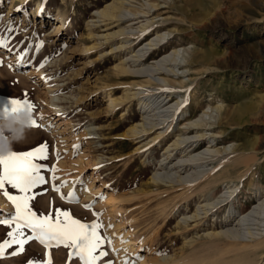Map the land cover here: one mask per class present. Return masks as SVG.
<instances>
[{"label": "rangeland", "instance_id": "obj_1", "mask_svg": "<svg viewBox=\"0 0 264 264\" xmlns=\"http://www.w3.org/2000/svg\"><path fill=\"white\" fill-rule=\"evenodd\" d=\"M113 1L0 0V40L6 42V47L0 48V109L9 107L10 99H27L35 105L33 117L42 125L31 128L26 141L15 144L13 151H32L46 143L49 159L42 163L58 169L55 181L50 179L51 172L43 173L48 183L33 189V209L39 213H48L52 208L65 209L88 223L93 219L91 212L101 213L99 219L104 225H120L117 231L123 235L136 226L139 232L129 235L134 251L121 253L118 247L112 248L113 243L105 244L103 250L109 256L102 264L109 260L121 264L123 259L141 264L144 255L164 264H204L214 258L229 262L244 252L251 254L252 249L245 247L251 243L249 237L238 239L225 234L235 222L230 220L231 226L225 222L231 213L229 203L207 210L206 214L202 210L205 206H198L203 204L199 201L204 194L216 196L224 185L237 186L233 200L237 213L249 212L258 198L264 199V0H130L125 8L134 14L128 15L138 18L129 22L124 18L118 24L105 26L106 22L96 12ZM149 2L158 3L161 8L145 13ZM35 3L46 11L47 18H33L29 14ZM9 7L12 14H8ZM58 15L64 19V28L54 34L51 23ZM148 21L151 23L147 29H142ZM121 27L130 29L133 35L126 48L111 50L121 41V36L106 40L104 36ZM159 33L164 34L165 42L140 65L157 69L153 82H146V74L117 73L116 65ZM174 48H183L184 59H192L187 68H174L177 76L165 73L164 68L161 71L157 64ZM195 52H201L204 57ZM123 63L132 69L138 67L132 58ZM31 68L40 70L42 78L29 76ZM157 77L166 79L170 85L161 83ZM133 83L138 84L133 86ZM46 87L56 96L54 101L61 110L56 112L48 102ZM138 89L142 91L139 96H151V99L172 89V100L165 106L181 96L185 100L181 107L187 110L188 121L176 116L166 126L158 124L138 133L141 136L128 135L131 127L141 128L143 122L138 99L130 98L125 106L108 111L105 93L109 90L116 97ZM204 110H207L205 120L215 126L201 129L216 135L212 148L220 151L217 159L206 163L207 167H216L218 159L223 158L216 171L225 168L227 177L205 190H200L202 184L153 180L156 170L164 171L159 168L161 159L166 157V165L173 169V163L179 164L178 159L185 158L180 148L171 143L179 134H198L185 123L198 119ZM226 111L240 116V124L224 122ZM86 127L92 130L95 127V133L86 135ZM162 128L164 132L158 134ZM207 140L195 141L193 146L198 143L190 154L204 152ZM186 168L189 167L174 170H178V175H186ZM89 180L93 181L92 190L86 198L83 192ZM62 181L69 182V186L64 183L61 193L75 191L78 203H66L52 190L53 185ZM111 192L127 199L114 207L104 204L107 193ZM87 203L92 204L91 211L83 209ZM198 208L201 214L194 216ZM10 213L0 211L3 219ZM102 231L111 240L116 235L107 227ZM143 232L150 238L142 244L138 237ZM4 238L0 237V242ZM227 241L239 243L232 247ZM15 247L6 250L0 264H29L23 253L18 257L10 255ZM25 247L38 251L32 252L33 262L45 259V250L38 242L31 241ZM67 251L53 247L50 253L52 258L61 257L60 262L65 264ZM257 253L256 264H263L264 245L258 247Z\"/></svg>", "mask_w": 264, "mask_h": 264}, {"label": "bare ground", "instance_id": "obj_2", "mask_svg": "<svg viewBox=\"0 0 264 264\" xmlns=\"http://www.w3.org/2000/svg\"><path fill=\"white\" fill-rule=\"evenodd\" d=\"M128 2H130V0H114L112 3L104 6L103 8L98 10L96 13H98L102 22H104V23L106 22L105 26H109V25H112L114 23L118 24L120 21L124 20V18H126V21L129 22V21L134 20L138 17H136V16L135 17H129L128 14H134V13L133 12L131 13V11H129L127 8H125V5H128ZM146 7H147V11H145V13H148V11H150L151 9H153L155 11L158 8H161V7H159L158 3H155V2H149ZM12 13H13L12 7H9L8 8V14H12ZM29 14H31L33 16V18L38 17V16H40L41 18H47L46 11H44V12L42 11L39 3H35V5H33V7H31ZM54 20H55V22L51 23V32L54 34H57V33L61 32L64 28V19L59 16L58 18H56ZM150 23H151V21H148L147 23H145L144 27L143 28L141 27V28L146 30ZM118 35L121 36V41L116 46L114 45V47L111 48V50H116V49L121 50V49L126 48V44L129 41V37H131L133 35V33H132V31H130V29L125 28V27H121L118 30H114L113 32L106 34L104 37H106L105 38V40H106L107 38H110V37L112 38V37H115ZM164 38H165L164 34H160V33L156 34L155 36L150 37L148 40H146L144 42V44L141 45L140 47H138V49L135 52L130 51L132 54H130L128 57L126 56V58H124V60L121 61V63L116 65L117 73L118 74L131 73V74H137V75L138 74H146V76L148 77L146 82L150 83V81H152L154 79V71H156L157 69H152L151 67H140V65H143V61L148 57V55L150 54L151 51H153L155 48L159 47L161 44H163L165 42ZM182 49H179V48L175 49L174 48L168 54H164V56H162V58H160L157 61V64L159 66L158 69H160V70H161V68H162V70L165 69V71H166L165 73L172 72L173 75L177 76V73H174V68L176 66L178 69H180V68L186 67V65H189L192 63V59H190V60L184 59V54H183L184 50H182ZM195 53H198L197 55H199L200 58L204 57L201 52H195ZM180 54H181V56H180ZM129 58H132V62L135 63L136 66H138L136 69H132L130 66H127V67L124 66L123 62H125ZM165 66H169V67L166 68ZM39 72H40V70H39ZM39 72H38V70L31 68L28 70V75L31 77H38L41 79L42 77H41V74ZM182 72L184 73L185 71H182ZM157 79H159L160 82L163 84L167 83L168 85H170L168 83V81L162 77H157ZM157 79H155V81ZM137 84L138 83H133V86H137ZM140 85H141V83H140ZM178 85H181V84H178ZM51 91L52 90H49L46 87L44 93L47 96V99H48V102L50 103V105L53 106L57 112V111L61 110L62 108H61L60 104L59 105L57 104L58 102L56 103V101H54L56 99V96H54ZM140 92H142V91L140 89H138L136 91H133L132 93H124V94H121V95L116 96V97H114V95H112L109 90L106 91V93H105L104 102H108L107 106H106L108 111H114L116 106H121V105L125 106L126 105L125 103L130 98L134 97V98L138 99V105H139L138 109H139V113L142 116L143 122L140 123L141 128H138L136 126L131 127L127 131L128 135H135L136 136V134H138L140 132H143V131L147 132V130L152 129L155 125H158V124H160V125L162 124V125L166 126V123L169 122L170 120L174 119V117H176V116H177V118H184V121H188V119H186V117L188 116L187 110L184 108L182 109V107H181L183 102L185 101L184 99H182L181 96H179V97L177 96L176 98H178V99H176V101L174 103H172L168 106H165L167 103H169L172 100V97H173V95L171 94L172 89L162 92L160 95L155 96L153 99H151V96L142 98L141 96H139ZM161 97H162V99H160ZM219 111H220V109H219ZM121 112H123V111H120V113ZM206 112H207V110H204L198 119H196L194 121L191 120V121L185 123L186 126L188 125V128L190 127L191 130L196 129L194 132L198 133V134H195L192 136H185V135L179 134L177 136V138L174 139L173 142L171 143V145H173L174 147L180 148V150H181L180 152L184 153L183 157H185V158L182 159V157H180L177 161V162H181L179 164L175 165L173 163V166H172L173 169L166 165V164H168V162L164 161L166 159V157L161 159L159 161V168L164 169V171L163 172H157L159 169L156 170L155 173L152 175L154 178L153 180L165 182L166 180L170 179L172 181H177L180 183L183 182V183H186L188 185H194V184L200 185V184H202L200 187L201 188L200 190H205L207 188L211 189L212 185L213 186L216 185L219 182L220 178H226L227 177L228 174H227V170L225 168L221 169L219 171H216L217 170L216 167H220L221 166L220 163L224 162L223 158H220L221 156L219 157L220 159H218V161L216 163L217 164L216 167L210 166L208 168L207 167L208 164H206L209 161L212 162L213 160L217 159V157L219 156L217 154L220 152L218 149L212 148L213 147L212 142L215 139L216 135L213 133L208 134V133H206L205 129H203V130L201 129V128L206 127V126H208V128H213V126H215V125L212 126L211 122H208L205 120L204 115H206ZM231 112H232V110H231ZM224 115H225L224 116V119H225L224 122H226L228 124H232V125L240 124V116H238L237 114H232V113L226 111V112H224ZM217 123L221 124L220 121H217ZM90 127H86V129H85V134L88 136H92V134L95 133V131H93L95 129V127L93 130ZM163 132H164V130L162 128V130L159 131L158 134H161ZM139 136H141V134ZM191 137H194L195 139H193V138L190 139ZM206 138H208V140H207L208 146L204 150V152H201L199 155L190 154L194 150V147H196L198 142L194 146H193V143L195 141H200V140L206 139ZM259 139H258V141H259ZM24 141H26V140H24ZM260 141H262V143H263V139H261ZM257 145H258V143H257ZM242 147H244V146H242ZM242 147H240V148H242ZM234 149H232V150H234ZM235 150H239V149L237 148ZM240 150H242V149H240ZM224 151H226V149H224ZM239 163H240V161H239ZM241 163H244V162H241ZM186 166H188L189 168H188V170L186 168L184 171H186V170L189 171L191 169L190 172L186 171V175H178L177 174L178 170H174V168H180V167L185 168ZM229 167H230V165H229ZM172 170H174V171L172 172ZM184 171H183V173H184ZM175 174H177V175H175ZM88 182L89 183L87 185V188L85 189L86 191L83 192V195L86 198L89 197L87 192L89 193V191L92 190L91 187H92L93 181L89 180ZM171 183H173V182H171ZM65 185L69 186V182L68 183L66 182ZM236 190H238V189H237V186H235V185H228V186L224 185L223 191L220 192L219 194H217L216 196H211V194L209 192H207L206 194H204V196H202V199L199 201V203L203 202V204L202 205L200 204L198 207L205 206V208H203V209L201 208V209L203 210V213L206 214L207 210L211 211L213 209L220 208L221 206H224L225 204L229 203V206L231 208V213L227 214V216L225 217V222H229L230 226L232 225L231 224L232 222L230 220H233L235 222H233L234 223L233 226H231L230 228H228L225 231V234L228 237L238 238V239L240 237H245V235L247 237H249L251 239L249 242H251V243L245 245V247L252 249L251 254H249V252H244V253L240 254L237 259H233L232 261H229V262L220 261L219 259L214 258L212 260L210 259L209 261L207 260L206 263H204V264H256V262H257L256 256L259 255V253L256 254V251H257L259 246L264 245V199L258 198L257 199L258 203L251 210H249V212L237 213V210H236L235 206L233 205V200L235 199V196L238 192V191L236 192ZM3 191L12 192L13 195H20L19 191L17 189L11 188L10 185H5V188ZM121 195L115 196L114 192L113 193L112 192L107 193L104 204H107V205L109 204L111 207H114L116 204L123 202L127 199L125 196H121ZM199 209L200 208H198V210L194 216H196V215L198 216L199 214H201V213H199ZM0 211H3V213L4 212L10 213V212L14 211L10 202L7 201L6 198L3 197L2 191H0ZM3 218H4L3 214H0V219H3ZM119 227H120V225L112 223V228H109V229H112L113 232L116 234L114 237H112V243H113L112 248L118 247V249H120L121 253L134 251L132 249L133 248V246L131 244L132 241L130 242L129 235L133 236L135 233H138L139 232L138 228L133 225L125 233V235H123V233L119 234V232L117 231V229ZM27 231L28 230H25V232H27ZM6 232H7L6 226H0V237L6 238L7 237ZM121 237L123 238L125 243L120 242ZM149 238H150V235H147L146 232L141 233L138 237L139 241L142 242V244L144 241L146 242ZM227 243H228V245L235 247V246H237V244L239 242L237 243V241H234V242L233 241H229V242L227 241ZM34 246L36 247V245H34ZM37 249H39V248L37 247ZM42 249H44V248L42 247ZM29 251H31V250H25V252L23 253L24 255L23 254H21V255L25 256L27 258V261H32L33 260L32 258L35 257L34 256L35 254L34 253L32 254V252H34L33 250L31 252H29ZM229 251H232V250L230 249ZM27 252H29V253H27ZM37 252L38 251L36 250V253ZM39 252L42 253L41 251H39ZM43 254H44V251H43ZM17 257H16V259H18ZM60 258L61 257H58V256L57 257L55 256V258L51 257V261L53 260L52 261L53 263L57 262L58 264H62V262H60ZM141 258H142V260L140 262L141 264H143V263H145V264H164V263H159L155 257H151L148 255L141 256ZM263 264H264V262H263Z\"/></svg>", "mask_w": 264, "mask_h": 264}, {"label": "snow or ice", "instance_id": "obj_3", "mask_svg": "<svg viewBox=\"0 0 264 264\" xmlns=\"http://www.w3.org/2000/svg\"><path fill=\"white\" fill-rule=\"evenodd\" d=\"M0 47H6L4 40H0ZM8 104L9 107L5 108V111H16L25 106L32 114L35 111V105L27 99L13 98L8 101ZM29 126L37 128L42 125L38 124L32 115ZM74 147L77 146L74 145ZM48 159L49 146L46 143L32 151H11L6 156H0V191L14 209L8 218L0 219V226H6L7 229V238L0 242V258L5 256L6 250L13 249V246L16 247L10 255H21L29 242L36 241L45 249L43 254L45 259L29 261V264H52L50 249L53 247H63L68 250L65 264H76L77 261L79 264H102L109 256V253L103 250V246L105 244L111 246L112 243L111 238L102 230L105 227L112 228V224L105 226L99 219L101 213L91 212L93 219L88 223L75 218L65 209L52 208L48 213H39L33 209L31 203L35 200L33 189L48 183L43 173L51 172L52 181L58 179L55 175L58 169L42 163ZM64 183L62 181L60 184L53 185L52 190L59 194L62 201L78 203L79 198L75 191H69L66 195L61 193L60 189ZM5 185L17 189L20 195H10L8 191H3ZM82 207L85 211H91L93 206L87 203ZM25 230H28L30 234L25 235ZM120 242L125 243L122 237ZM107 264H112V261L109 260ZM121 264H131V262L123 259Z\"/></svg>", "mask_w": 264, "mask_h": 264}, {"label": "clouds", "instance_id": "obj_4", "mask_svg": "<svg viewBox=\"0 0 264 264\" xmlns=\"http://www.w3.org/2000/svg\"><path fill=\"white\" fill-rule=\"evenodd\" d=\"M32 115L26 106L16 111L0 109V156L8 155L15 144L27 138Z\"/></svg>", "mask_w": 264, "mask_h": 264}]
</instances>
